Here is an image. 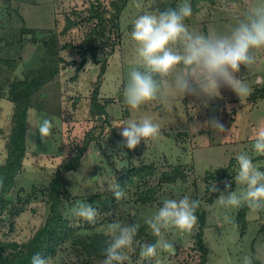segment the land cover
Here are the masks:
<instances>
[{
  "label": "rangeland",
  "instance_id": "374dc122",
  "mask_svg": "<svg viewBox=\"0 0 264 264\" xmlns=\"http://www.w3.org/2000/svg\"><path fill=\"white\" fill-rule=\"evenodd\" d=\"M113 1L0 0V165L6 161V144L15 112L11 100L13 85L31 74L38 75L44 68H51L55 62L58 68L56 77L33 93V104L43 108L28 110L26 154L9 196L12 202L0 209V242L25 243L45 223L49 206L44 190L54 181L57 170L74 158L88 141L78 169L64 175L67 194L64 213L69 218L73 219L72 209L79 203H89L98 210L96 231L108 235L110 220L121 224L140 223L142 227L163 199L188 195L201 201L207 264H241L244 255L255 254L264 246V232L260 231L264 210L253 212L246 205L225 209L214 202L225 191V182L231 183L232 191L243 187L235 182V157L241 152L252 153L250 137L253 129L264 121V83H257V77H264V51L257 54L251 74L244 66L237 74L251 89L242 101L231 89L221 88L220 95L211 99L176 94L170 113L164 112L158 101L152 102L135 116L137 119L148 116L159 123V138L150 140L148 145L142 141L135 150L121 149V129L115 126L125 124L132 116L123 102L122 92L131 69L140 67L131 39L132 22L144 12L174 8L182 0H141V8H136L133 0H127L119 19L120 37H115L119 42L113 48L100 49L95 59L92 53L83 59L80 45L97 24V20L89 21L93 8H111ZM187 2L193 8V0ZM249 3H264V0L199 2L195 6L198 11L193 8V15L185 24L199 33L222 32ZM70 21L75 27L65 31ZM96 91L98 102L106 106L105 115H97L98 110L94 108ZM213 116L224 125V132L207 127L197 129L193 125L203 124ZM45 118L52 122L53 128L44 142L35 127ZM121 152L126 155H120ZM129 155L134 166L154 164L160 173L162 169L184 165L188 179L185 183L164 186L153 204L138 201L136 194L142 189L116 201L110 192H101L94 180L101 175L102 179L114 182L116 175L124 171ZM260 158L253 156L254 162L264 170V160ZM157 180L152 178L149 184L155 186ZM212 183L219 191L208 190ZM100 193L103 196H98ZM243 209L246 225L240 221ZM112 212L116 214L114 218ZM225 216L233 222H226ZM76 225L86 226L85 220L78 218ZM199 231L198 221L191 234L181 235L176 230L166 233L165 239L174 244V255L160 252L151 260L152 264L156 259L161 264L199 262L196 245ZM148 233L151 234L150 229ZM77 261L72 248L64 247L52 264H78ZM132 261L133 264L148 262L140 258L139 249L132 255Z\"/></svg>",
  "mask_w": 264,
  "mask_h": 264
},
{
  "label": "clouds",
  "instance_id": "9594fccd",
  "mask_svg": "<svg viewBox=\"0 0 264 264\" xmlns=\"http://www.w3.org/2000/svg\"><path fill=\"white\" fill-rule=\"evenodd\" d=\"M133 2L136 8L142 7L141 0ZM192 15V5L187 0H182L174 8L144 12L133 20L131 39L134 41L140 67L131 69L122 92L123 102L128 105L132 116L125 124L115 126L121 129V149L135 150L142 141L148 145L150 140L159 138V123L148 116L139 119L135 116L138 110L152 102L158 101L162 110L170 113L174 109L173 99L176 94L211 99L220 95L221 88H228L241 101L250 94L251 89L245 79L239 78L237 74L241 72V66L251 74L257 63V54L264 51V3H249L244 11L232 18V22L222 32L204 34L191 31L185 20ZM257 83H264V77H257ZM193 125L197 129L207 127L214 131H225L224 125L215 116L203 124ZM35 128L45 142L51 135L53 124L45 118ZM31 134L30 129L29 135ZM250 139L252 153L241 152L235 157V182L243 187L232 191L231 183L225 182V191L214 202L222 208H240L246 205L253 212L264 210V170L253 159L254 155L264 157V121L253 129ZM120 155L126 153L121 152ZM212 171L215 172L214 169ZM94 182L100 185L101 192H110L116 201L127 198L125 188L116 181L109 182L100 175ZM208 190L219 191L215 183ZM0 193L8 198V194L4 193L2 178ZM200 206V199H193L188 195L179 199H163L161 206L144 221L156 238L153 243L136 239L140 223H112L109 226V238L101 249L104 259L100 264H133L132 255L137 249L140 258L146 261L156 258L160 252L174 255V244L165 239V234L173 230L181 235L191 234L198 224L196 211ZM72 213L93 224L98 216V210L89 203H79L72 209ZM224 219L226 222H233L228 216ZM257 261L264 264V246L258 248L255 254L244 255L241 264H256ZM31 264H52V257L37 253L31 258ZM155 264H161V261L156 259Z\"/></svg>",
  "mask_w": 264,
  "mask_h": 264
},
{
  "label": "trees",
  "instance_id": "16d2710c",
  "mask_svg": "<svg viewBox=\"0 0 264 264\" xmlns=\"http://www.w3.org/2000/svg\"><path fill=\"white\" fill-rule=\"evenodd\" d=\"M204 1L207 0H193V8L199 2ZM126 5L127 0H114L111 3V8H93L89 21L97 20V24L80 45L83 48V59H86L88 53H92V57L95 59L100 49L113 48L119 42V39L115 37H120V35L118 36L120 34L119 19ZM195 11H198V9L195 8ZM73 27H75V23L70 21L65 31ZM70 47L72 48V46ZM83 64L84 62H82ZM57 73L58 68L55 62L51 68L47 67L40 70L38 75H30L35 78L32 79L29 76V78L19 80L13 85L11 100L15 105V112L12 117L11 133L6 144V161L3 165H0V178L4 180V193L8 194V198H5L4 194L0 193V209L6 208L12 202L9 200V196L15 187V179L21 171L22 162L26 154L28 110L33 107L39 110L43 108L42 105L33 104V93L42 88L48 81L53 80ZM97 93L96 91L92 101L94 108L98 110L97 115H105L107 114L106 106L98 102ZM87 146L88 141L74 158L57 170L54 181L44 190V194L48 196L47 204L49 206V214L45 223L25 243L0 242V264H31V258L37 253L45 257L51 256L53 260L64 247L72 248L73 254L79 260L77 261L78 264H100V261L104 259L101 255V249L105 246V241L109 237L104 232L96 231L99 224L85 221L86 226H77L78 217L73 216V219H71L68 214L64 213L65 198H67L64 175L75 172L78 169ZM130 157V155L127 156V165L124 171L116 175L115 181L125 188L127 195L134 190L140 191L142 189L140 193L136 194L141 204L155 203L158 193L161 192L164 186L174 185L178 182L185 183L188 179V173L184 165H175L168 170L162 169L160 173L158 171L159 168L154 164L134 166L131 164ZM260 159L264 160V157ZM152 178H158L155 186L149 184V180ZM101 194H98V196ZM112 197L114 198V196ZM109 210H106V212H109ZM245 213L246 211L243 209L242 213H240V221L246 225ZM115 215L112 212V218ZM196 215L200 225V231L196 235L200 261L196 264H207L203 230L205 227L204 212L199 208L196 211ZM110 222L113 223V220H110ZM245 225L243 226L245 227ZM148 229L147 225L140 227L136 239L147 241V243L155 242L156 238L148 233ZM260 231L264 232V224ZM146 264H152L151 260Z\"/></svg>",
  "mask_w": 264,
  "mask_h": 264
}]
</instances>
